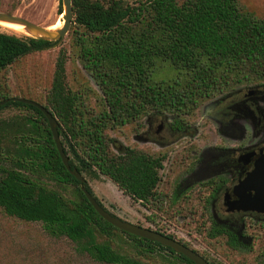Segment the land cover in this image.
<instances>
[{
	"label": "trees",
	"instance_id": "16d2710c",
	"mask_svg": "<svg viewBox=\"0 0 264 264\" xmlns=\"http://www.w3.org/2000/svg\"><path fill=\"white\" fill-rule=\"evenodd\" d=\"M61 1L59 14L63 11ZM72 9L68 30L71 54L96 87L95 104H90L86 90L68 85L69 55L62 47L44 100H30L44 106L57 120L72 169L82 175L108 177L124 194L148 208L163 211L167 204L179 212L177 196L159 187L169 161L166 152L150 154L128 146L115 149L116 138L109 131L130 123L139 129L151 116L171 123L187 121L207 99L254 83L264 85V17L241 9L238 0H72ZM59 40L0 32V102L4 101L0 109L27 110L17 120L0 122V127L4 126L0 142L11 143V149H0V207L8 215L40 222L52 236L67 237L77 251L100 262L143 264L142 258L156 250L153 244L174 253L170 247L127 233L103 219L81 190L84 186L103 206L85 177L80 182L62 163L43 112L8 95L5 73L9 67ZM162 63L174 70L172 77L156 76ZM41 176L72 185L76 197L47 187ZM200 201L198 232H204L208 242L224 240L232 250L249 252L252 242L261 239L257 260L264 264V223L253 226L261 230L260 236L252 234L253 230L252 242H243L210 217L211 200ZM187 211L195 214L197 209ZM115 231L130 239L126 241L130 247L115 240ZM162 234L190 247L183 239ZM191 249L209 264H219ZM176 255L184 264H194L184 255Z\"/></svg>",
	"mask_w": 264,
	"mask_h": 264
},
{
	"label": "rangeland",
	"instance_id": "374dc122",
	"mask_svg": "<svg viewBox=\"0 0 264 264\" xmlns=\"http://www.w3.org/2000/svg\"><path fill=\"white\" fill-rule=\"evenodd\" d=\"M134 3L137 0H125ZM181 2L183 0H177ZM62 2V1H61ZM241 9L251 12L257 17H264V0H238ZM62 5V3H61ZM60 0H0V11L19 15L34 23L42 26H55L58 22H63V12L59 14ZM71 26V25H70ZM70 29V27H69ZM0 32L15 34L17 36H28L13 30L0 26ZM67 52L68 59L66 62L67 83L72 89L86 90L89 94L90 104H95L96 87L89 76L81 66L72 58L71 35L67 32L55 45L39 52L32 53L13 63L7 73V92L11 97H22L33 100H44V95L51 84L54 70V62L57 52L60 48ZM175 74L168 63H162L157 70L158 78H170ZM0 82H3V75L0 74ZM255 84V83H254ZM254 84L243 86L241 88L252 87ZM229 92V91H228ZM226 92V93H228ZM225 93L221 94L224 95ZM218 95V96H221ZM216 96V98L218 97ZM215 98V97H214ZM209 99L203 101L195 113L187 118L191 124L203 123L205 119L202 116L200 107ZM27 113L24 108L13 106L0 109V122L17 120L19 116ZM154 116L147 117L143 120L142 126L146 122L154 119ZM147 120V121H146ZM161 119L154 122V126L159 125ZM204 125V124H203ZM202 125V126H203ZM133 124H126L120 129L109 131V134L116 138L115 149L121 146L133 147L146 153L157 154L160 152H169V161L165 163L162 170L161 182L159 187L171 193L175 178L179 171L186 165V153L180 149V146L159 147L155 143H141L132 139L134 133L140 132ZM201 126V128H202ZM212 125L201 129H212ZM0 127V132L3 133ZM8 127L5 126V129ZM208 135V134H207ZM152 136V135H151ZM201 136V137H202ZM198 145V142H195ZM6 147L11 149V143L0 142V149ZM181 159L183 163H181ZM3 163L0 162V166ZM89 187L102 205L115 216L161 233H170L175 238L185 240L191 248L208 255L210 259H215L219 264H259L257 260L262 241L257 239L252 242V250H232L222 241L217 240L208 242L204 238V232H198L201 217L202 195H191L189 201H178L175 208H181L176 212L173 207H163V211H156L155 208H148L139 201L133 200L127 194H124L108 177L98 174L97 176L83 173ZM40 180L49 188L55 189L63 195L74 198L76 193L74 187L69 184L56 183L45 176ZM197 209L195 214H189L188 208ZM218 213L222 212L220 204L216 205ZM167 210L168 212H165ZM209 223V222H208ZM252 234L260 236V229H251ZM115 240L122 242L126 247L129 246L130 240L121 232L115 231ZM155 251L142 258L143 264H184L176 255L168 249L159 248L154 245ZM0 264H108L94 260L87 253L77 251L75 244L65 236H52L42 226L40 222L25 221L15 216L8 215L0 207Z\"/></svg>",
	"mask_w": 264,
	"mask_h": 264
},
{
	"label": "flooded vegetation",
	"instance_id": "af4514ba",
	"mask_svg": "<svg viewBox=\"0 0 264 264\" xmlns=\"http://www.w3.org/2000/svg\"><path fill=\"white\" fill-rule=\"evenodd\" d=\"M200 109L203 123H171L154 116L132 139L162 145L159 147L181 145L186 165L175 178L171 195L178 200L189 201L193 194L211 200L210 217L243 242L250 240L253 226L264 223V202H253L255 190H244L243 183L264 155V85L236 88L209 99ZM157 119L161 123L154 126ZM209 124L212 129L204 130L202 136L201 129ZM218 204L221 213L215 208Z\"/></svg>",
	"mask_w": 264,
	"mask_h": 264
},
{
	"label": "water",
	"instance_id": "95a60500",
	"mask_svg": "<svg viewBox=\"0 0 264 264\" xmlns=\"http://www.w3.org/2000/svg\"><path fill=\"white\" fill-rule=\"evenodd\" d=\"M62 8H63L62 12H64L62 25L58 29L52 31L47 29L48 26H42L19 15H15L3 11H0V20L21 23L25 25L28 29L33 31L32 34H26V35L33 38H40L44 40L53 41V40L61 39L68 32L73 19L72 0H62ZM11 99L30 103L38 107L43 112L47 120L49 129L52 133L62 163L64 164L66 169L72 175H74V177L77 180L83 182L85 180L83 175L76 169H72L69 165L68 155L65 153L63 149V145L60 140V135L57 131L58 122L55 119V117L44 106L33 100L22 97H12ZM3 102L4 101H1L0 103ZM243 183L245 184L244 190H251V189L255 190V195L252 199L253 202H262V203L264 202V155H262V157L255 163V168L253 169V171L248 173ZM81 190L84 192L85 196L92 204L94 209L98 212V214L116 228L123 230L127 233L134 234L136 236H140L142 238L158 242L166 247H170L176 253L182 254L191 261H193L194 264H209V262L206 261L199 253L195 252L190 247L180 243L178 240L168 237L167 235L162 234L158 231L133 224L131 222L119 218L118 216L112 215L108 210H106L95 200V198L89 193V191L84 186H81ZM251 208L255 209V207H251Z\"/></svg>",
	"mask_w": 264,
	"mask_h": 264
},
{
	"label": "bare ground",
	"instance_id": "6f19581e",
	"mask_svg": "<svg viewBox=\"0 0 264 264\" xmlns=\"http://www.w3.org/2000/svg\"><path fill=\"white\" fill-rule=\"evenodd\" d=\"M62 23L58 22L55 26H51V27H47L48 30L52 31L55 29H58L59 27H61ZM0 26L13 30L15 32L18 33H23V34H32L33 31L28 29L25 25L21 24V23H17V22H9V21H5V20H0Z\"/></svg>",
	"mask_w": 264,
	"mask_h": 264
}]
</instances>
